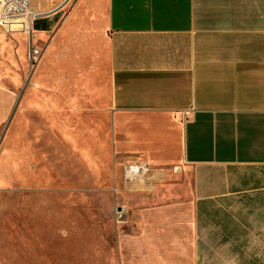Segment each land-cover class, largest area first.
<instances>
[{
    "label": "crops",
    "instance_id": "obj_1",
    "mask_svg": "<svg viewBox=\"0 0 264 264\" xmlns=\"http://www.w3.org/2000/svg\"><path fill=\"white\" fill-rule=\"evenodd\" d=\"M32 8V71L0 29V135L29 72V147L109 181L119 264H264V0ZM134 161L152 180L125 188Z\"/></svg>",
    "mask_w": 264,
    "mask_h": 264
},
{
    "label": "rangeland",
    "instance_id": "obj_2",
    "mask_svg": "<svg viewBox=\"0 0 264 264\" xmlns=\"http://www.w3.org/2000/svg\"><path fill=\"white\" fill-rule=\"evenodd\" d=\"M20 97L24 111L0 135V264H119L122 215L109 181L29 147V72Z\"/></svg>",
    "mask_w": 264,
    "mask_h": 264
},
{
    "label": "built area",
    "instance_id": "obj_3",
    "mask_svg": "<svg viewBox=\"0 0 264 264\" xmlns=\"http://www.w3.org/2000/svg\"><path fill=\"white\" fill-rule=\"evenodd\" d=\"M39 14L32 8V0H0V29L5 33L24 34L29 39L28 58L30 69L38 64L41 51L34 45V28ZM153 170L143 161L126 163L123 167L124 187L148 184L152 180Z\"/></svg>",
    "mask_w": 264,
    "mask_h": 264
}]
</instances>
